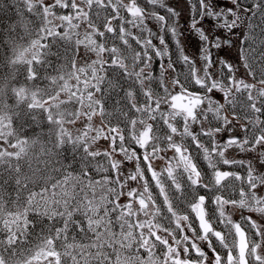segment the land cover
Listing matches in <instances>:
<instances>
[{
	"label": "snow or ice",
	"instance_id": "1",
	"mask_svg": "<svg viewBox=\"0 0 264 264\" xmlns=\"http://www.w3.org/2000/svg\"><path fill=\"white\" fill-rule=\"evenodd\" d=\"M198 4L195 56L175 26V62L153 46L171 88L163 63L146 71L151 30H126L114 0H24L7 57L23 79L0 103L15 185L0 183V264H264V0Z\"/></svg>",
	"mask_w": 264,
	"mask_h": 264
},
{
	"label": "trees",
	"instance_id": "2",
	"mask_svg": "<svg viewBox=\"0 0 264 264\" xmlns=\"http://www.w3.org/2000/svg\"><path fill=\"white\" fill-rule=\"evenodd\" d=\"M127 0H114V2L118 5L120 10L121 17L130 21V23H126L124 25L125 29L132 32L133 27L135 26V17L131 14L127 7ZM24 0H0V103L3 101L4 97V83L8 82L9 89L12 83L16 82L12 79L13 76L16 77V80H22L23 69L21 68L17 71V68L14 66H9L7 62V57L9 55V42L11 39H20L23 36L22 29L19 25V19L21 18V13L24 12L23 8ZM248 0H241V4H247ZM127 9V11H126ZM251 13L241 15V21L243 23H247V16H251ZM253 22L255 24V33L257 37L264 34V18L261 17L259 13H256L254 17H252ZM16 24L15 30H13V24ZM239 31V30H237ZM24 39H27L26 36H23ZM257 49L261 48L259 39H257L253 45ZM53 62L56 61V57H51ZM50 70V69H49ZM43 71V69H42ZM43 83V81H41ZM8 102L12 103L11 91L8 92ZM26 131H31V129H25ZM61 159H65L67 161L78 163L80 160V156L77 152L73 151L71 144L66 145L63 152L61 153ZM35 166V163H33ZM7 169V165H0V183H3L7 180V184L5 187L12 191L15 188L13 182L8 179L9 173L5 171ZM78 239L82 242L85 240V236L82 233H76ZM71 236V234H70ZM92 251H96V249H92ZM105 251L108 252L109 255H115L110 247L105 246ZM68 264H71L70 258L68 259ZM91 264H107V262L100 258H93Z\"/></svg>",
	"mask_w": 264,
	"mask_h": 264
},
{
	"label": "flooded vegetation",
	"instance_id": "3",
	"mask_svg": "<svg viewBox=\"0 0 264 264\" xmlns=\"http://www.w3.org/2000/svg\"><path fill=\"white\" fill-rule=\"evenodd\" d=\"M143 2L145 3V4H147V6H148V8L149 9H155V11H158V12H162L164 15H166L167 14V12L164 10V8H162V7H157L158 6V4H156L155 2H153V3H149V1H146V0H143ZM228 2V0H221V7H223L224 6V4L225 3H227ZM139 4H140V2H138ZM196 4L198 5V3L196 2ZM141 5V4H140ZM198 12H197V14H199V7H198ZM152 17H154L153 16V14H147L146 15V18H144V19H142V21H145L146 22V28L144 29V34H143V36H140L142 39L143 38H145V36L148 34L147 33V30L148 29H150L151 30V33H150V35H152V33H154V35L153 36H155V38H154V42H150V43H148L149 45H153V46H155V47H159L160 45L161 46H164L163 48L164 49H166V50H169L170 52H171V61L172 62H175L176 61V58H177V56H176V54L172 51V48H175L177 45H176V43L174 42V38H173V35L171 34V32L169 31V29L167 30V25H168V19L169 18H171V20H174V18L172 17V14H167L166 15V17H167V21L165 22V21H162L161 23H162V25H161V27H159V24L158 23H156L157 22V20L154 18V19H152ZM179 20V19H178ZM177 22V21H176ZM176 22H173V23H171V26H176ZM148 23V24H147ZM165 23L167 24V25H165ZM211 23H214V21H212L211 19L209 20V22H208V24H211ZM188 24H186V26H187ZM185 26V27H186ZM204 27H207V25H203ZM165 27H166V29H165ZM186 29L187 30H189L187 27H186ZM237 31V30H236ZM185 33L184 32H182V34L180 35L181 36V39H182V37H183V35H184ZM230 35V34H229ZM163 37V39H164V43H161V40H160V37ZM196 36V34L195 33H193V32H191L190 30H189V37L190 38H193V37H195ZM197 37V36H196ZM181 41V40H180ZM197 43H198V41H197ZM147 44V45H148ZM182 45H183V43H182ZM189 52V51H188ZM190 53V52H189ZM196 53L197 52H195L194 54L196 55ZM194 54H193V56H194ZM161 63H163L164 64V68H165V72H164V77H167L168 76V84L169 85H171V83H170V81L172 82L173 80L171 79V77H169V75H170V73L173 71L172 69H170V67H169V64L168 63H165L164 61H160L159 60V58H157L156 57V59H155V62H154V66H153V69H155V70H157V71H159L160 70V65H161ZM168 73H169V75H168ZM171 87V86H170Z\"/></svg>",
	"mask_w": 264,
	"mask_h": 264
},
{
	"label": "rangeland",
	"instance_id": "4",
	"mask_svg": "<svg viewBox=\"0 0 264 264\" xmlns=\"http://www.w3.org/2000/svg\"><path fill=\"white\" fill-rule=\"evenodd\" d=\"M146 1L155 2L158 5H173V6H175L177 8V17H178V18H174V21L175 22L177 21L176 22V26H175L176 35H181L182 32H184L185 34H184L183 42H182V39H180L181 40V45L183 43V45L186 46V48L188 47V51L190 53H192V54H194V52H197V50L196 51L192 50V52H191V48H190L191 40L189 38V30H187L186 27L189 29V24H188L189 11H190L189 10V5L195 4L196 5V11L198 12L197 9L199 7V4L198 5L196 4V2L198 3V0H146ZM126 2L129 5L131 4L130 0H127ZM232 2L235 3L236 0H232ZM238 10L240 11V14H242V13L248 14V13L244 12L243 7H241ZM167 14H169V13L167 12ZM134 20L138 23V27H139L140 21L138 19H134ZM186 24H188V25L186 26ZM205 28L207 30V27H205ZM165 29H166V27H165ZM233 39H236V38L234 37ZM233 51H235V49H233ZM194 56H195V54H194ZM168 75H169V73H168ZM169 77H171L172 80L175 79V76H174V74L172 72L170 73ZM172 83H173V81H172Z\"/></svg>",
	"mask_w": 264,
	"mask_h": 264
},
{
	"label": "water",
	"instance_id": "5",
	"mask_svg": "<svg viewBox=\"0 0 264 264\" xmlns=\"http://www.w3.org/2000/svg\"><path fill=\"white\" fill-rule=\"evenodd\" d=\"M134 13H137V14H139V15H142V13H141V11H140V9H139V7L136 5V6H134Z\"/></svg>",
	"mask_w": 264,
	"mask_h": 264
},
{
	"label": "clouds",
	"instance_id": "6",
	"mask_svg": "<svg viewBox=\"0 0 264 264\" xmlns=\"http://www.w3.org/2000/svg\"><path fill=\"white\" fill-rule=\"evenodd\" d=\"M170 83H171V88H175V84L172 83L171 81H170Z\"/></svg>",
	"mask_w": 264,
	"mask_h": 264
}]
</instances>
